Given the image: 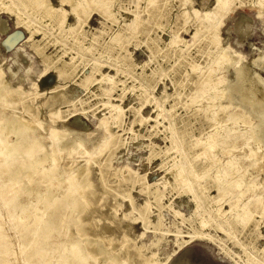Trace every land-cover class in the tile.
Wrapping results in <instances>:
<instances>
[{
    "label": "rangeland",
    "instance_id": "rangeland-1",
    "mask_svg": "<svg viewBox=\"0 0 264 264\" xmlns=\"http://www.w3.org/2000/svg\"><path fill=\"white\" fill-rule=\"evenodd\" d=\"M38 2L46 6L0 0V75L9 93L0 129L11 118L35 120L29 139H39L42 154L51 150L52 128L65 132L64 147L58 178L20 185L13 205L34 206L49 185L62 195L68 174L81 181L87 171L90 184L82 212L51 215L53 228L38 239L44 250L57 248L46 264L71 244L87 248L80 264H264V111L251 101L264 95V0H231L216 47L205 30L193 40L215 0H113L106 15L86 10L80 21L60 0ZM222 51L230 64L216 63ZM241 67L243 100L233 89ZM218 79L223 96L211 101L209 84ZM216 130L251 140L243 151L216 147L207 157L203 146ZM247 152L256 154L253 166L243 164L239 177L224 174L227 160L248 159ZM21 232L10 234L17 240ZM22 234L25 245L33 233Z\"/></svg>",
    "mask_w": 264,
    "mask_h": 264
},
{
    "label": "bare ground",
    "instance_id": "bare-ground-1",
    "mask_svg": "<svg viewBox=\"0 0 264 264\" xmlns=\"http://www.w3.org/2000/svg\"><path fill=\"white\" fill-rule=\"evenodd\" d=\"M27 1L36 9H41L46 6L41 2H38V0ZM111 1L113 0H78L76 2H74L73 0H60L62 4H68L70 6L71 12L77 17L78 21L81 20L82 13L84 14L86 10L91 11L92 9L97 8L101 10L103 15H106V7ZM148 1H150V3L154 2V0ZM230 10L231 0H215L214 8L204 13L198 27L195 29L193 33V40L198 37L201 30H205L207 33L211 34V41L213 44H215L216 47L218 19L228 13ZM52 12L54 13V11ZM193 13L196 16L198 15L196 10L193 11ZM64 17L65 13L64 11H62V16L58 21L59 26L63 24ZM214 17H217V19L214 20ZM2 27L3 21L1 20L0 31H2ZM222 59L228 64L232 62V60L226 55L225 51L221 52V55L217 58L216 63H219V60ZM214 70L215 69L213 67L209 68L205 77L206 81L211 79ZM245 76V69H243L242 67L239 68L236 74V82L233 85V89L239 92L241 100L244 99L247 92V88L242 87L243 83H245ZM221 83V79H218L216 82L209 84V88L214 90L213 95L210 96L211 101L217 99L219 100L223 96V94L218 91V86ZM4 90L6 89L5 86L2 85L0 75V114L3 113L4 107L7 106L8 101V90ZM251 101L257 102V104H260L261 106L263 105V109H258L262 112L264 111V95L262 93L257 91L254 97H251ZM111 106L112 105H109L108 107L111 108ZM232 116L234 115H228L227 118L230 119L232 118ZM238 117H241L243 119L244 115L239 114ZM118 118L119 113H117L113 117L114 120H117ZM258 122L260 123V121ZM101 124H105V122L102 121ZM101 124H99V126ZM105 126V130L108 131L107 125ZM38 127V121H29L22 118H11L8 122H6L3 129H0V264H15V262L19 260H23L24 264H46L48 257H52L57 248H54L52 250L49 248L50 251L44 250V248L40 247V245L38 244V239L39 237L45 235V230L47 228H53L51 215L61 208L66 209L68 212L72 210L82 212L87 205L85 190L87 187H89L90 184L85 179L86 176H89V174L87 175V171H85V178L81 181L77 180L76 175L74 176V174L67 175V188L62 195L55 192V189L53 187L56 186L52 187V185H49V188H47L43 197L39 199L34 206L30 202H28L21 206V208L16 209L14 207L13 204L15 198L13 199L11 195L13 194V190L15 191L17 188H19L20 185H22V188L25 190V186L31 183H35L37 185H40L42 182L50 184V182L54 180L55 175L56 178H58V174L55 172V167L58 164L59 155L64 147L63 145H61V147L59 144L65 132L52 128L48 135V139L50 140L49 146L51 147V150L48 153L42 154L41 152L44 150L45 146L40 143L39 139L35 137L32 140L29 139V135L33 134L34 129ZM9 134H14V136L16 137L15 142L8 143V140L6 138ZM249 139L250 137H248L247 135L242 136L240 134H236V136H230L229 131H224V133H222L219 130H216L206 138L205 144L203 146V154L209 157L210 151L215 149L216 147H221L229 152L235 148H240L242 150L247 147L246 145L249 142ZM74 146H76V144ZM251 153L249 154L247 152V154H249L248 159L243 156L236 162H234V159L231 158L227 160L225 164H223L224 174L235 172L239 177L241 175L240 170L243 164L244 166H253L255 160L254 155L256 154ZM46 159H49V161L51 162L50 166L47 168L44 167V162L46 161ZM79 170L82 171L83 168ZM176 172V177L179 179V181L186 185L187 180L182 176L183 171L181 169H176ZM36 177H38V179H36ZM215 177L217 179L220 177V175L217 173ZM218 190L221 194L223 191L221 184H219ZM258 194L261 195L262 192H259ZM82 201L86 204L84 208L81 203ZM253 202L255 203V207H258L257 204H262L259 197H257V199H254ZM245 208H248L247 204H245ZM244 213L246 212L244 211ZM23 216L27 218L25 223L24 221H21V218H24ZM250 216V214L246 215L244 217L245 220H248ZM12 230H15L17 233L22 231L20 233V236H17V240L10 234V231ZM23 231H27L28 234L33 233L31 237H28L27 243L25 245H21L19 241V237H23ZM77 231L79 233L81 232L80 226H77ZM62 248L65 250H63L64 252H62L60 261L55 262V264H80L86 263L89 259L87 248L82 249L77 244H71L70 248ZM21 254H23V256L20 258L19 255Z\"/></svg>",
    "mask_w": 264,
    "mask_h": 264
}]
</instances>
